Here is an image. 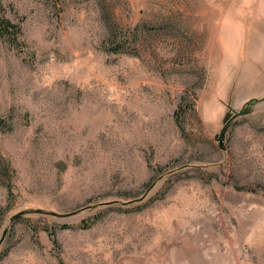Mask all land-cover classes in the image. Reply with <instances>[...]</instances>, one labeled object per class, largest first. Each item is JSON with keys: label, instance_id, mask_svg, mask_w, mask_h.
Listing matches in <instances>:
<instances>
[{"label": "rangeland", "instance_id": "374dc122", "mask_svg": "<svg viewBox=\"0 0 264 264\" xmlns=\"http://www.w3.org/2000/svg\"><path fill=\"white\" fill-rule=\"evenodd\" d=\"M218 1L0 0V264H264V0Z\"/></svg>", "mask_w": 264, "mask_h": 264}, {"label": "crops", "instance_id": "0c3cea01", "mask_svg": "<svg viewBox=\"0 0 264 264\" xmlns=\"http://www.w3.org/2000/svg\"><path fill=\"white\" fill-rule=\"evenodd\" d=\"M220 7L214 8V10L219 11L218 22L215 23L216 30L220 31L224 28H228V20L235 21V30L236 33L241 36H248V29H250L249 20L252 19L250 16L254 13V4L255 0H219ZM247 20V22H246ZM253 34H256L257 31V23L251 24ZM216 35L218 32L216 31ZM225 48H223L224 50ZM228 51V48L225 49Z\"/></svg>", "mask_w": 264, "mask_h": 264}, {"label": "trees", "instance_id": "16d2710c", "mask_svg": "<svg viewBox=\"0 0 264 264\" xmlns=\"http://www.w3.org/2000/svg\"><path fill=\"white\" fill-rule=\"evenodd\" d=\"M3 5L0 2V38L6 40L10 46H13L15 48H19L21 46H24L25 43L22 39V32L19 24L11 21L10 19L6 18L3 13ZM113 52L119 51V48H113L111 49ZM3 120L0 119V123H2ZM49 237L54 240L55 238V231L47 229Z\"/></svg>", "mask_w": 264, "mask_h": 264}, {"label": "bare ground", "instance_id": "6f19581e", "mask_svg": "<svg viewBox=\"0 0 264 264\" xmlns=\"http://www.w3.org/2000/svg\"><path fill=\"white\" fill-rule=\"evenodd\" d=\"M156 216H157V215H156ZM160 217H161V216H160ZM160 219H161V218H160ZM163 219H164V218H163ZM165 219H166V218H165ZM165 219H164V220H165ZM166 222H167V221H166ZM140 226H141V225H140ZM182 226H183V225H182ZM136 228H137V227H136ZM138 229H139V228H138ZM139 230H140V229H139ZM158 236H159V235H158ZM131 242H132V241H131Z\"/></svg>", "mask_w": 264, "mask_h": 264}, {"label": "water", "instance_id": "95a60500", "mask_svg": "<svg viewBox=\"0 0 264 264\" xmlns=\"http://www.w3.org/2000/svg\"><path fill=\"white\" fill-rule=\"evenodd\" d=\"M27 213H29V212H23L22 214H27Z\"/></svg>", "mask_w": 264, "mask_h": 264}]
</instances>
